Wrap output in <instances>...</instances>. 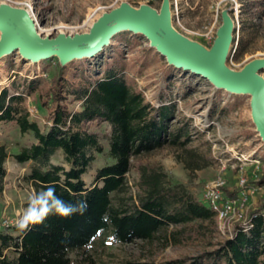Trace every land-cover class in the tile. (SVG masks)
Masks as SVG:
<instances>
[{
    "label": "trees",
    "instance_id": "1",
    "mask_svg": "<svg viewBox=\"0 0 264 264\" xmlns=\"http://www.w3.org/2000/svg\"><path fill=\"white\" fill-rule=\"evenodd\" d=\"M238 1L241 16L256 14L253 9L258 5L264 7L262 0ZM120 37L116 34L97 56L75 61L73 68L59 67L49 80L16 79L0 90V125L14 124L35 140L14 154L17 163H31L25 179L35 194L53 186L65 202L87 204L82 215H49L42 224L24 230L16 226L17 235L0 229V264H72L70 253L103 233L122 244L142 241L163 248L204 244L192 257L126 264H264V205L249 212L248 225L236 223L232 237L219 240L216 213L185 185L173 182L162 167L138 165V178L133 188L129 185L133 158L166 145L186 149L192 134L187 122L171 127L173 105L154 107L146 100L117 52ZM242 47L238 43L236 53ZM36 93L51 122L46 132L31 119L26 105L27 97ZM103 124L109 128L104 133L92 129ZM102 141L108 143L112 162L99 168L88 186L84 176L95 154L104 152ZM59 150L69 169L52 163ZM8 157L6 146L0 144V182ZM224 191L230 198L240 193Z\"/></svg>",
    "mask_w": 264,
    "mask_h": 264
},
{
    "label": "rangeland",
    "instance_id": "2",
    "mask_svg": "<svg viewBox=\"0 0 264 264\" xmlns=\"http://www.w3.org/2000/svg\"><path fill=\"white\" fill-rule=\"evenodd\" d=\"M165 3L169 4L173 31L207 55L212 52L224 27L228 24L233 27L225 62L230 70L240 72L250 62L264 60V7L258 5L253 9L256 14L241 16L238 0H0V4L29 12L37 23L39 33L45 35L49 31V36L53 37L87 34L100 18L123 5L134 11L147 6L160 13ZM40 30L46 31L42 33ZM119 35L117 52L146 100L154 107L173 105L175 114L170 121L171 127L187 122L192 134V142L186 149L166 145L133 158L127 176L129 185L133 188L138 178V165L162 167L173 182L185 185L204 203V186L223 179L229 193L240 191L237 198H232L236 203L232 217L218 220V239L231 238L236 223L248 225L246 216L249 212L264 205V140L254 123L251 96L219 89L201 75L169 64L142 33L122 31ZM1 36L0 31V40ZM238 43L243 45L240 54L236 53ZM78 60L63 64L60 57L52 56L33 62L16 50L0 58V90L9 87L16 79L32 80L41 76L49 80L59 67L73 68ZM98 62L97 58L93 64ZM260 75L264 78V69ZM162 93L165 95L163 100ZM26 105L31 119L37 120L46 132L51 122L38 94L27 97ZM72 107L78 109L79 104L73 103ZM92 129L100 133L109 130L106 124L93 126ZM34 141L32 134L20 133L14 124L0 125V144L6 146L9 154L5 162L6 176L0 182V219L12 221V225L4 229L14 235H17L14 231L17 221L27 208L29 198L35 194L25 179L31 163H17L14 154ZM102 145L104 152L95 154L84 176L88 186L93 185L97 170L112 162L107 141H102ZM52 163L69 169L60 150L52 157ZM203 246L202 243H189L163 248L151 247L142 241L122 244L115 242L109 233H103L89 246L71 252L70 257L72 264H87L90 261L94 264H126L151 260L162 263L195 256Z\"/></svg>",
    "mask_w": 264,
    "mask_h": 264
},
{
    "label": "water",
    "instance_id": "3",
    "mask_svg": "<svg viewBox=\"0 0 264 264\" xmlns=\"http://www.w3.org/2000/svg\"><path fill=\"white\" fill-rule=\"evenodd\" d=\"M0 31V58L19 50L24 58L33 62L58 56L63 64L95 57L119 32L142 33L169 64L201 75L219 89L250 95L254 123L264 140V78L260 75L264 60H254L240 72L226 67L233 31L230 24L220 32L209 55L173 31L168 3L160 13L147 6L134 11L123 5L100 18L89 33L73 37L63 34L40 37L26 11L0 4Z\"/></svg>",
    "mask_w": 264,
    "mask_h": 264
},
{
    "label": "clouds",
    "instance_id": "4",
    "mask_svg": "<svg viewBox=\"0 0 264 264\" xmlns=\"http://www.w3.org/2000/svg\"><path fill=\"white\" fill-rule=\"evenodd\" d=\"M86 209V202L67 203L56 195L55 187L47 186L29 198L27 208L17 221V227L24 230L30 225L42 224L49 215H58L62 218L75 214L82 215Z\"/></svg>",
    "mask_w": 264,
    "mask_h": 264
},
{
    "label": "built area",
    "instance_id": "5",
    "mask_svg": "<svg viewBox=\"0 0 264 264\" xmlns=\"http://www.w3.org/2000/svg\"><path fill=\"white\" fill-rule=\"evenodd\" d=\"M33 113V111H31ZM244 183V180L241 181ZM226 182L219 178L217 180L208 182L204 186L203 197L206 204L213 210L219 221L226 220L232 217L235 209V199L228 197L225 192ZM12 225V221L8 219H0V229L7 228Z\"/></svg>",
    "mask_w": 264,
    "mask_h": 264
},
{
    "label": "bare ground",
    "instance_id": "6",
    "mask_svg": "<svg viewBox=\"0 0 264 264\" xmlns=\"http://www.w3.org/2000/svg\"><path fill=\"white\" fill-rule=\"evenodd\" d=\"M25 11V10H24ZM28 13V15H29V17L32 19V22H33V25L35 26V29H36V33H37V35L38 36H40V37H50L49 36V31L47 32V33H45V35H42V34H40L39 33V30H38V28H37V23H36V21H35V19L33 18V16H31L30 15V13L29 12H27ZM46 30H40V32H45Z\"/></svg>",
    "mask_w": 264,
    "mask_h": 264
},
{
    "label": "crops",
    "instance_id": "7",
    "mask_svg": "<svg viewBox=\"0 0 264 264\" xmlns=\"http://www.w3.org/2000/svg\"><path fill=\"white\" fill-rule=\"evenodd\" d=\"M204 203H206V202L204 201Z\"/></svg>",
    "mask_w": 264,
    "mask_h": 264
}]
</instances>
